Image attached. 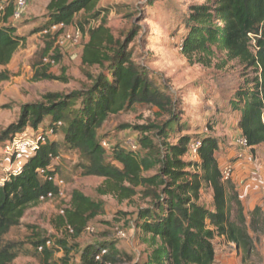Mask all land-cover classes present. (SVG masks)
<instances>
[{
	"label": "trees",
	"instance_id": "16d2710c",
	"mask_svg": "<svg viewBox=\"0 0 264 264\" xmlns=\"http://www.w3.org/2000/svg\"><path fill=\"white\" fill-rule=\"evenodd\" d=\"M99 1L50 0L48 23L68 28L81 12L98 18ZM1 4L5 9L1 15L0 8V68L7 66L26 43V37L17 35V28L12 25L14 1L0 0ZM186 18L187 34L181 51L190 63L209 67L222 54L227 62L239 60L258 75L251 87L240 89L231 101L233 109L240 114L237 125L240 135L246 138L252 153L264 146V0H206L191 7ZM136 35L123 42L113 35L103 18L89 30L88 39L83 42L82 66L100 70L98 75L90 76L92 85L82 93H47L42 102L26 104L19 122L3 133L0 144L10 134L13 137L30 127L37 130L50 117L48 128L53 134L64 126V145L88 159L85 175L104 179L99 195H114L123 202L132 200L139 193L138 188L144 189L145 196L152 199L151 208L139 213V227L151 251L147 264H216L218 238L235 243L238 252L249 257L255 249L250 227L256 230L260 222L264 225V210L256 207L249 214L248 224L249 215L245 214L233 180L223 178L216 158L220 151L217 138L208 133L196 138L201 141L197 161L190 155L194 139L189 135L180 137L176 143L168 141L172 128L182 129L177 102L165 89L154 84L145 67L134 60L128 45ZM54 52L48 45L43 56ZM50 58L58 62V52ZM40 64L34 67L35 82L65 81L48 73L49 67L39 70ZM9 79L6 72L0 71V82ZM77 99L82 100L80 109H70ZM137 104L157 108L156 118L167 120L135 128L141 135L139 150L114 147L106 152L99 141L100 130L111 116ZM59 146L50 139L19 172L8 173L0 185V264H12L16 259L12 246H1V242L13 228L21 225L27 209L59 194L54 181L57 170L51 167L52 160L59 156ZM108 154L121 167L108 163ZM151 171L154 174L146 176ZM205 189L213 192L211 206L201 202ZM234 207L236 217L232 220ZM103 210V202L74 190L70 208L58 222L78 240ZM48 241L34 243L44 256V264H50L55 248L66 255L77 248L67 240L56 239L53 250L47 246ZM102 251L106 253L97 260ZM122 255L114 244H92L83 250L80 260L81 264H117Z\"/></svg>",
	"mask_w": 264,
	"mask_h": 264
},
{
	"label": "rangeland",
	"instance_id": "374dc122",
	"mask_svg": "<svg viewBox=\"0 0 264 264\" xmlns=\"http://www.w3.org/2000/svg\"><path fill=\"white\" fill-rule=\"evenodd\" d=\"M49 2L50 0H28L22 17L11 20L12 25L17 28V35L26 37V43L7 66L0 68L1 72L10 76L8 81L0 82V137L19 122L22 107L26 104L42 102L47 93H82L92 85L90 76L98 75L100 70L83 67V45L72 47L64 41L63 35L77 26L83 32L85 42L89 30L98 26L105 18L107 27L123 42L129 41L133 34H137L128 45V50L132 52L134 60L145 67L153 83L165 89L177 102L182 129L178 131L177 128H172L168 141L176 143L180 137L189 135L194 139L193 146L200 141L196 138L208 133L219 141L220 151L216 158L220 163H224L233 155L238 157L241 152L237 143L240 137L237 130L240 114L233 109L231 101L240 89L251 87L252 80L258 75L255 70L239 60L227 62L222 54H218L209 67L190 63L183 55L180 45L187 34L186 16L189 15L191 7L204 4L206 0H100L97 8V13H100L98 18L81 12L76 15L74 26L64 30L54 29V26L48 23ZM2 6L4 5L1 4L0 8ZM1 15H4V10ZM48 45L52 46V52H58V62L50 58L54 53L43 56ZM39 63H42L38 66L39 70L49 67L48 73L64 78L65 81L35 82L34 67ZM81 103V99L74 100L70 109H80ZM157 113L158 109L155 107L137 104L119 115L111 116L99 132V141L111 144L110 150H104L108 153L114 147L125 151L139 150L141 135L135 128L162 119L167 120L166 117L157 119ZM50 122L51 118L47 117L36 131L47 133L50 139L60 145L59 156L51 162V167L57 170L55 182L60 192L55 197L29 207L21 225L13 228L3 239L1 246H12V251L17 255L12 264H44V256L34 243L42 240H50L53 243L56 239L67 240L71 246L76 245L77 248L70 255H66L60 249L54 250L51 244L50 248L54 253L50 264H81V253L92 244H114L123 253L117 264H147L151 251L139 227V213L151 208L152 199L145 196L142 188H138L139 193L132 200L123 202L114 195H99L98 189L103 186L104 179L85 175L89 165L88 159L78 150L64 145V126L62 129L61 126L58 128L57 134L50 133ZM206 129L208 132H205ZM11 137L10 134L0 144V183L6 179L8 173L13 172L11 162L2 155L1 150L3 144ZM158 141L155 139L156 143ZM135 144L137 147H134ZM109 155L107 162L121 167ZM194 160L199 159L194 157ZM241 160L244 164L253 162L256 166L254 169L263 166L261 180L264 183V146L252 153L247 152ZM153 174L151 171L146 176ZM244 177L245 175L240 178L235 176L232 181L235 189L240 188L241 183L247 180H244ZM74 190L104 203L103 213L89 224L95 232L84 233L78 240H74L68 229L58 222L63 212L70 208ZM201 202L207 206L212 205L211 189L203 191ZM235 217L234 207L232 220H235ZM249 218L250 215L248 224ZM119 230L126 233V238L118 236ZM250 234L255 241V249L249 257L239 251L238 263L264 264L263 253L261 250L259 252L264 225L260 222L256 230L250 227ZM227 243L216 241V264H222L219 257L223 254H232L233 249Z\"/></svg>",
	"mask_w": 264,
	"mask_h": 264
},
{
	"label": "built area",
	"instance_id": "2783aa9c",
	"mask_svg": "<svg viewBox=\"0 0 264 264\" xmlns=\"http://www.w3.org/2000/svg\"><path fill=\"white\" fill-rule=\"evenodd\" d=\"M15 3V14L14 19H20L22 17V11L26 7L28 0H13ZM3 8V9H2ZM1 10H4V6H2ZM74 26V25H72ZM71 26V27H72ZM54 29H60L64 30L66 29L63 25H57L54 26ZM63 39L65 42L70 44L72 47H81L83 45V32L79 27H74L73 31L66 32L63 35ZM180 50H182V44L180 45ZM205 132H208V129L205 130ZM50 133L53 134L52 131ZM50 141V137L48 134L43 133L42 131H36L35 129L27 128L25 131L18 133L14 135L7 143L1 148L2 155H4L9 161L11 162V165L13 166V172L17 173L21 170L23 165L28 161V159L33 156L41 146L46 145ZM238 146L241 149V152L238 154V159H243L247 152L250 151L248 147V142L245 137L241 136L238 140ZM101 145L105 150L111 149V144L107 141H101ZM201 146V141H198L193 146H191V156L196 157L197 156V149ZM134 147H137L136 144ZM223 172V178L224 180H232L233 179V167L228 166L224 169H222ZM55 181V179H54ZM4 180L0 183L2 185ZM56 183V182H55ZM71 232V231H70ZM95 232V229L91 226H88L86 229L87 234H93ZM118 236L120 238H126V233L123 230L118 231ZM51 241L47 242V246H51ZM227 245L231 247L234 250L235 254H238L237 246L235 243L228 242ZM261 251L263 253V259H264V234L262 237L261 242ZM106 252L102 251L101 255H98L96 257L97 260L101 258L102 255H104ZM264 261V260H263Z\"/></svg>",
	"mask_w": 264,
	"mask_h": 264
},
{
	"label": "crops",
	"instance_id": "0c3cea01",
	"mask_svg": "<svg viewBox=\"0 0 264 264\" xmlns=\"http://www.w3.org/2000/svg\"><path fill=\"white\" fill-rule=\"evenodd\" d=\"M239 119L237 121V125H238ZM238 132L239 134H241L240 130H238ZM233 156L230 159L229 158L226 159L224 163H220V165L222 169L228 166L233 167V179L232 180L235 179L236 175L239 178L240 176L245 175L244 180L245 179L247 180L241 183L240 188L236 189L239 193V198L242 201L245 214L249 215L255 210L256 207H261L264 210V187H263L264 183H262L263 181L261 180V177L263 176V174L261 173L262 172L261 170H263L262 169L263 166H261L262 168L254 169L256 168V166H254L253 162H248L247 164H244L242 160H239V159L237 160L235 156L234 157ZM251 175L253 176L251 177ZM216 241L226 244L225 238H218ZM260 250L261 249H259V252ZM238 256H239V252L238 254H235L233 250L230 256L228 254H223L222 256H220L219 261L222 264H239Z\"/></svg>",
	"mask_w": 264,
	"mask_h": 264
}]
</instances>
